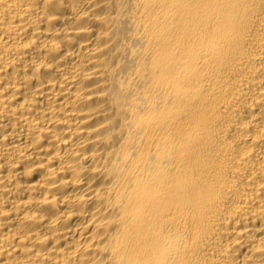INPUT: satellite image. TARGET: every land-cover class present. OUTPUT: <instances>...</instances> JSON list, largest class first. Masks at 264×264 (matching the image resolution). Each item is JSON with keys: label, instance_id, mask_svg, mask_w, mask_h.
<instances>
[{"label": "bare ground", "instance_id": "6f19581e", "mask_svg": "<svg viewBox=\"0 0 264 264\" xmlns=\"http://www.w3.org/2000/svg\"><path fill=\"white\" fill-rule=\"evenodd\" d=\"M0 264H264V0H0Z\"/></svg>", "mask_w": 264, "mask_h": 264}]
</instances>
